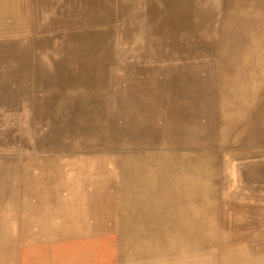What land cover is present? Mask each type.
Segmentation results:
<instances>
[{
    "label": "bare ground",
    "instance_id": "6f19581e",
    "mask_svg": "<svg viewBox=\"0 0 264 264\" xmlns=\"http://www.w3.org/2000/svg\"><path fill=\"white\" fill-rule=\"evenodd\" d=\"M227 4L231 7L226 8ZM51 8H56L50 17L51 23L39 26L43 11ZM252 9H257L256 20L249 18ZM224 10L233 15L224 17ZM166 11L167 16L159 27L144 37L145 22L155 20L158 15L157 9L146 1L143 5L142 0H0V152H4L0 154V208L18 212L27 223L32 221L28 226H37L38 236L52 228L47 215L56 217L60 212L65 215L67 210L73 213L79 208L82 202L77 193H86L92 180L103 185L108 178L113 180L118 176L115 160L105 156V149L107 144L119 142L129 150L121 157L123 165L133 166L138 177L137 181L128 179L131 184L123 183L126 194L136 202H148L144 206L138 203L141 207L138 211L147 206L157 214L170 213L171 220L157 239L141 218L133 230L131 225L121 226L120 255L139 259L171 252L170 248L157 244L174 237L182 245L188 237L211 226L207 219L199 222L195 215L200 209L207 216L206 206H189L188 209L180 205L199 193L195 200H201L200 196L206 193L200 192L203 179L192 173L206 165L190 160L189 146L184 142L192 137L190 131L179 135L175 131L157 129V144L151 145V136L147 135L151 130H147V126L151 116L165 112L169 101L182 107L174 109L175 113L190 114L191 100L174 92L178 80L163 78L173 70L174 66H169L167 59L172 54L193 56L198 51L201 57L195 60L202 59L205 72L213 68L218 56L224 58L217 64L221 65V81L237 89L235 98L243 100L245 105L249 101L245 93L248 88L255 85V89L261 90L264 87V82L253 84L254 79L238 69L241 64L240 67L246 68L251 60L264 68V21L261 19L264 18V0H168ZM236 12L239 18L234 15ZM232 25L256 41L251 51L236 40ZM162 28H171L172 32L167 33ZM200 38L205 45L203 49L193 52L186 48L175 49L180 48L181 39L196 44ZM171 44L173 47L168 53L164 47ZM149 54L153 56L147 57ZM106 96L108 109L104 107ZM149 102L156 106L150 109ZM250 106H253L251 111L264 116V107L260 104ZM239 114L240 110L233 115ZM20 115L22 117L14 120ZM223 125L221 130L225 136L227 128L236 123ZM33 139L36 141L32 144ZM135 147L146 150L139 155L134 153ZM154 147L162 153L149 150ZM173 147L181 150L175 151L178 155L166 154ZM40 150L55 154L58 160L53 157L50 161L45 157L43 161L34 154ZM16 155L21 158L20 163L10 161ZM156 161L158 164H153ZM163 161L167 166H163ZM153 165L165 167L158 180L141 176ZM15 166L21 168L22 174L18 176L25 182L20 192L11 183ZM251 178L264 181V172L255 173ZM75 184L80 186L79 191L73 189ZM259 185L253 184L251 198L260 196H256L260 193ZM245 194L248 193L235 191L233 198L245 199ZM17 199L23 203L15 202ZM251 207L257 211V207ZM212 210L215 209L212 207ZM256 211L254 220L259 219ZM68 217L79 225V217ZM96 218L99 229L103 217ZM83 219L84 226H89L88 217ZM181 220L183 222L179 223ZM178 227L183 231L178 233ZM61 228L62 225H55L54 242L59 240ZM8 243L7 236L0 232V251L5 250Z\"/></svg>",
    "mask_w": 264,
    "mask_h": 264
},
{
    "label": "rangeland",
    "instance_id": "374dc122",
    "mask_svg": "<svg viewBox=\"0 0 264 264\" xmlns=\"http://www.w3.org/2000/svg\"><path fill=\"white\" fill-rule=\"evenodd\" d=\"M145 1L154 10L157 9L158 14L155 20L145 22L144 37H147L149 33L154 32L159 27L161 20L167 16L166 5H168V0H142L143 5ZM225 7L230 8L231 4H227ZM55 10L56 8H51L48 12L43 11V16L38 25L41 27L49 25L51 23L50 17ZM228 11L223 14L224 17L227 14H232L231 11ZM143 12L146 10L143 9ZM234 15L239 18L237 12ZM187 17L191 23L189 15ZM249 18L253 20L258 18L257 9L250 11ZM261 19L264 21V18ZM162 29L163 31L166 30L167 33L172 32L171 28ZM231 31L236 40L247 51H251L257 44L256 41L252 40V37L244 36L236 25H232ZM201 40L203 38L196 40V44H192L186 42L187 39H181L178 42L180 48L176 47L175 49L181 51L186 48L192 52L199 50V48L203 49L205 45ZM172 47L171 44L164 48L169 53ZM148 51L154 52L153 50ZM194 53L193 56L174 54L168 56V65L174 67L173 70H169V73L163 76L168 81L178 80L176 85L174 84V92L178 93L180 97L183 96L191 100L189 104L190 114L175 113L174 109L182 107L172 105L169 101V106L166 107L165 112L151 116L147 126L149 127L147 130L149 129L151 132H148L147 135L151 136V145H156L157 129L168 133L175 131L179 135L181 132L185 134L190 131L192 137L184 142L189 146L188 150L192 156L190 160L202 161L206 165L192 172L197 173L198 177L203 179L201 181L203 190L200 188V192L206 193L200 196L201 200H195L199 193L194 195L188 203H180V205H185L188 209L189 206H206L207 216L200 209L195 212V215H198L199 222L207 219L211 228L206 226L207 230H201V233L188 237L182 245L174 237L169 242L157 244L170 248L171 252L163 251L153 257L139 259L129 257V255H120L118 238L121 226L131 225L133 230L134 224H138L139 218H141L144 224L150 226L148 231L153 233L157 239L160 238L158 234L165 229L166 223H170L171 220L168 217L170 213L167 214L163 211L157 214L147 206L143 207L142 211H138L137 208H141L137 206L138 203L144 206L148 202H136L134 197H129L126 194L125 187H123L125 182L131 184L132 181L138 180L137 172L133 166H124L121 159L129 150H126L123 142L113 145L107 144L105 156L115 160V171L118 176L113 180L108 178L103 185L92 180L93 182H90L91 187L85 190L86 193L78 194L76 192L82 202L78 206L84 211L78 208L73 213L67 210V213L64 212L65 215L62 212L56 214V217L47 215L50 226L52 224V228L47 234L38 236L36 234L37 226H28L32 221L27 223L22 220L23 216L20 217L18 212H8L0 208L2 228L0 232L3 231L9 240L7 248L0 251L1 264H264V217L260 218V214L264 216V181H256L251 178L255 173L264 172V116H258L254 110L251 111L253 106H250L251 104H260L261 107H264V87H261V90L255 89V85L248 88L245 93H247L249 101L245 105L243 100L235 98L237 89L230 88L221 81V65L217 66V64H220L219 62L223 61L224 58L221 59V56H218L212 65L213 68L205 72V64L201 62L202 59L195 60L201 56L198 51ZM152 56L149 54L147 57ZM216 56H213L212 59ZM210 57L205 61H209ZM238 66L240 72L248 74V77L256 80H253V84L257 85L259 82H264V68H261L255 60H251L246 68L240 67L242 64ZM193 85H195V89L192 88ZM162 103L166 104L165 102ZM151 106L155 107L156 105L149 102L148 107L150 109ZM104 107L109 108L107 96ZM169 110H172V113ZM238 110H240V114L235 117L233 114L237 113ZM20 117L22 115L16 116L14 120ZM228 122H234L236 125L227 128L224 136L221 130L222 125ZM224 127L225 125H223ZM35 141L33 139L32 144ZM75 144L77 145V143ZM138 147H135L133 151L142 155L140 153L146 149ZM73 149L74 152L77 151L75 146ZM149 150L154 153H162L158 151L157 147ZM175 151L181 150L173 147L166 154L172 155ZM3 153L0 152V154ZM34 154L43 161L46 158L51 161L53 157L58 160L55 154L45 150H40ZM175 154L178 155V153ZM20 159L16 155L10 161L16 160L17 163H20ZM157 162L153 164H158ZM163 163H165L163 166H167L166 162L163 161ZM164 169L165 167L157 168L153 165L141 176L148 175L151 176V181L153 177L158 180V176L162 175ZM4 171L7 172V168H4ZM14 172L15 175L11 177V183L14 189L20 192L25 184L24 178L18 176L22 174L21 168L15 166ZM128 179L132 181L130 182ZM75 180L80 182L77 178ZM254 183L260 184V193L256 195L260 196H255L256 199L251 198L254 196ZM5 185L10 187L8 184ZM2 189L5 190V187ZM73 189L79 191L80 186L75 184ZM194 190L196 191V189ZM235 191L248 194L243 195L245 199L238 200L233 198ZM16 201L23 203L21 199ZM254 201L256 203H253ZM240 204L242 207L239 208ZM251 206L257 207V211ZM212 207L215 209L214 211ZM255 211L259 219L254 220ZM101 215L103 224L97 229L98 219L96 217ZM68 216L75 219L79 217L77 220L79 225L70 221ZM84 216L86 219L88 217L87 221L90 222L87 227L82 222ZM32 219L34 220V218ZM258 220L259 224L257 223ZM176 221L178 222V219ZM182 222L183 220L179 223ZM55 225L58 227L62 225L57 242H54L56 238ZM243 225L247 226L243 227ZM173 231L175 232V229ZM180 231H183L182 227H178V233ZM176 247H178L177 250ZM131 249H134L133 245H131Z\"/></svg>",
    "mask_w": 264,
    "mask_h": 264
}]
</instances>
